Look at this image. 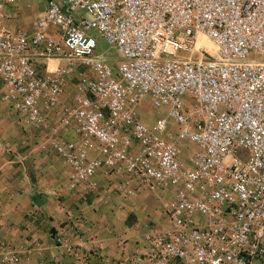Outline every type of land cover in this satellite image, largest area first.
<instances>
[{"label": "built area", "instance_id": "1", "mask_svg": "<svg viewBox=\"0 0 264 264\" xmlns=\"http://www.w3.org/2000/svg\"><path fill=\"white\" fill-rule=\"evenodd\" d=\"M19 1L0 0V103L66 190L102 171L104 195L163 199L170 228L144 238V264H264V0H44L29 34L6 25ZM144 100L164 117L141 122ZM17 262L0 239V264Z\"/></svg>", "mask_w": 264, "mask_h": 264}, {"label": "crops", "instance_id": "2", "mask_svg": "<svg viewBox=\"0 0 264 264\" xmlns=\"http://www.w3.org/2000/svg\"><path fill=\"white\" fill-rule=\"evenodd\" d=\"M34 3L20 0L15 19ZM10 22L7 27L17 30ZM35 60L48 67L46 60ZM73 94L67 83L55 111L69 105ZM67 174L53 155L36 150L31 130L0 103V239L16 253V264H83L84 258L87 264H144V238L170 228L165 201L149 192L104 195L102 171L95 174L92 193L68 192Z\"/></svg>", "mask_w": 264, "mask_h": 264}, {"label": "rangeland", "instance_id": "3", "mask_svg": "<svg viewBox=\"0 0 264 264\" xmlns=\"http://www.w3.org/2000/svg\"><path fill=\"white\" fill-rule=\"evenodd\" d=\"M34 4L31 5L32 8L23 9L21 11V16L10 22L14 29L20 30L22 32L30 33L33 30L34 22L37 17L41 15L44 8V0H34ZM95 55L101 54L108 57L109 63L112 65L116 64V55L111 49H109L101 40H97V47L95 50ZM47 61L48 70H54L57 66L64 67L66 62L62 60H56L50 58ZM79 70V69H78ZM77 70V71H78ZM69 87L73 88L75 81L72 79L69 81ZM136 112L141 120L146 125H151L156 119L164 117L163 112L151 109L149 106V101L144 100L136 109ZM170 124V122L168 121ZM171 128V127H170Z\"/></svg>", "mask_w": 264, "mask_h": 264}, {"label": "bare ground", "instance_id": "4", "mask_svg": "<svg viewBox=\"0 0 264 264\" xmlns=\"http://www.w3.org/2000/svg\"><path fill=\"white\" fill-rule=\"evenodd\" d=\"M207 46H209V45L207 44Z\"/></svg>", "mask_w": 264, "mask_h": 264}]
</instances>
